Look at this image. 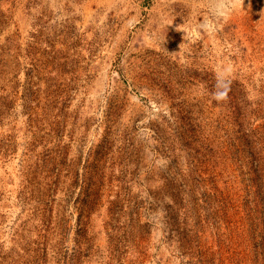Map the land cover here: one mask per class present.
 <instances>
[{
	"label": "rangeland",
	"instance_id": "1",
	"mask_svg": "<svg viewBox=\"0 0 264 264\" xmlns=\"http://www.w3.org/2000/svg\"><path fill=\"white\" fill-rule=\"evenodd\" d=\"M0 264H264V0H0Z\"/></svg>",
	"mask_w": 264,
	"mask_h": 264
},
{
	"label": "clouds",
	"instance_id": "2",
	"mask_svg": "<svg viewBox=\"0 0 264 264\" xmlns=\"http://www.w3.org/2000/svg\"><path fill=\"white\" fill-rule=\"evenodd\" d=\"M232 79L230 69H220L215 74V84L211 91V98L222 103L228 99L231 91Z\"/></svg>",
	"mask_w": 264,
	"mask_h": 264
}]
</instances>
